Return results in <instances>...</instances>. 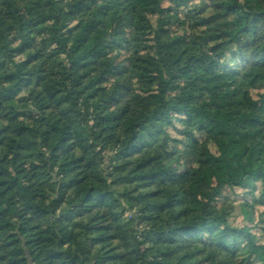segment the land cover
I'll use <instances>...</instances> for the list:
<instances>
[{
	"label": "trees",
	"instance_id": "trees-1",
	"mask_svg": "<svg viewBox=\"0 0 264 264\" xmlns=\"http://www.w3.org/2000/svg\"><path fill=\"white\" fill-rule=\"evenodd\" d=\"M0 264H264V0H0Z\"/></svg>",
	"mask_w": 264,
	"mask_h": 264
},
{
	"label": "rangeland",
	"instance_id": "rangeland-1",
	"mask_svg": "<svg viewBox=\"0 0 264 264\" xmlns=\"http://www.w3.org/2000/svg\"><path fill=\"white\" fill-rule=\"evenodd\" d=\"M118 56L119 57H117V59H121L123 57L121 53H118ZM107 161L108 160H105V162ZM202 179L205 184H211L214 182L213 176L209 173L208 170L204 171L202 175ZM131 186H133L132 183L131 184L125 183V184H120V185L118 184V185H115V189L121 192L125 190L126 188H130ZM224 194L229 196L228 202L229 204H233L234 206L233 213L231 214L229 220L234 225H237V226H240L242 224H248L249 226H252L256 222L257 214L263 209V206L255 205L254 207H251V205L245 204V203L250 204L252 201V195L250 194L248 189H244L240 187H237L234 189L228 188L225 190ZM250 213L253 214V220L247 219V216H249ZM253 231L257 232V229L253 228Z\"/></svg>",
	"mask_w": 264,
	"mask_h": 264
}]
</instances>
